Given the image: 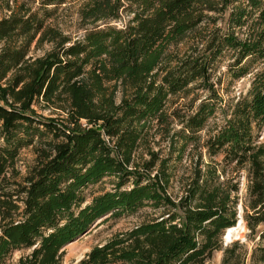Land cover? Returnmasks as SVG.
Instances as JSON below:
<instances>
[{"label":"trees","instance_id":"16d2710c","mask_svg":"<svg viewBox=\"0 0 264 264\" xmlns=\"http://www.w3.org/2000/svg\"><path fill=\"white\" fill-rule=\"evenodd\" d=\"M0 1L9 12L0 18V264L19 248L30 249L19 264H61L64 246L94 221L145 206L160 215L93 247L76 264H204L220 249L221 264H248L238 240L224 248L221 240L238 219L237 184L199 173L175 201L166 161L153 173L157 153L141 164L134 153L152 127L167 134L178 122L182 139L197 138L220 100L210 81L215 61L231 51L233 75L242 77L264 59V0H83L75 38L51 24L68 0H35V9ZM234 2L241 3L230 9L224 32L200 35L207 13H224ZM123 13L129 17L118 27L113 22ZM242 27L247 32L239 38L235 29ZM193 34L200 42L179 55L175 48ZM44 44L42 55H29L32 45ZM193 83L206 97L170 112L169 97ZM228 107L229 118L204 145L245 170L241 215L248 236L258 238L250 260L264 264V142L252 139L264 123V67ZM26 147L33 163L21 181L10 180ZM106 176L115 178L114 189L83 205V189ZM128 181L132 187L123 188Z\"/></svg>","mask_w":264,"mask_h":264},{"label":"rangeland","instance_id":"374dc122","mask_svg":"<svg viewBox=\"0 0 264 264\" xmlns=\"http://www.w3.org/2000/svg\"><path fill=\"white\" fill-rule=\"evenodd\" d=\"M24 2L26 6L35 9L38 3L35 0H8V3L16 9V7ZM83 3V0H68L63 4L53 19L51 24L60 28L65 34L71 38L78 37L82 33L80 21L78 17V9ZM241 2H234L230 4L224 13L209 12L208 18L201 26L200 35L208 34L209 31L220 29L224 32L227 29V16L234 6ZM8 10L5 8V1H0V18L7 16ZM129 15L123 13L121 20L113 22L118 27H121L128 19ZM235 34L239 38H244L247 32L246 27L235 29ZM200 35L193 34L188 39H185L178 44L176 52L179 55H184L187 52L194 50L195 43L200 42ZM202 44L199 43V48ZM49 48L48 44L43 47L34 49L31 46L29 55L39 56ZM174 50V49H173ZM234 61V55L231 51H226L218 60L215 61V68L211 75V82L217 90L219 102L216 103V111L207 120L206 125L202 128L194 141L184 140L181 138V125L174 122L171 125L169 133L165 134L162 130L152 127L149 131L146 142L139 146L134 153V161L141 164L144 160L150 159L149 152H156L158 161L153 169V173L158 169L160 160L166 161V168L169 174V183L167 186V193L177 201L179 196L185 192L186 185L201 173L202 177L208 176L211 172L214 174L217 182L224 183L228 186L237 184V222L234 228L236 231L229 236V242H226L228 229L223 231L221 236L223 248L232 242L238 240L243 245V250L246 252V261L251 264V253L257 246L258 238L248 236V229L245 227L242 219L241 203L245 197L246 191V172L244 169L238 168L234 163L226 164L223 161V153L217 152L210 154L204 145L205 139L213 134L225 121L229 118L230 103L235 102L238 98L245 96L250 88L251 79L254 74L264 67V59L255 60L249 64L248 72L242 77H235L230 64ZM187 93L179 94L177 96L169 97L167 109L171 112L174 108H182L185 110V105L194 99V106L206 97L207 91L199 89L193 83L190 85ZM116 101L119 102L122 92L119 87L116 91ZM184 108V109H183ZM39 114L44 116H55L50 114L49 109H38ZM253 140L256 143L264 142V123L253 128ZM34 153L30 147L20 150L13 173L10 180L21 181L27 174L29 167L33 163ZM152 173V174H153ZM115 178L113 176H106L100 179L97 183L90 184L83 189L86 204L90 202L92 196L101 194L106 191L114 189ZM131 182L128 181L123 188H131ZM161 210L152 209L149 206L142 207L135 212H125L119 216L107 214L96 221H94L89 228L69 242L63 248L61 257V264H76L85 257V255L95 246L104 245L109 239L114 236L124 233L137 224L159 216ZM239 215L241 217H239ZM242 220L241 222H239ZM30 253V249L19 248L12 250L4 259L2 264H19V258ZM223 257V249L216 250L212 256L205 261L204 264H221Z\"/></svg>","mask_w":264,"mask_h":264},{"label":"bare ground","instance_id":"6f19581e","mask_svg":"<svg viewBox=\"0 0 264 264\" xmlns=\"http://www.w3.org/2000/svg\"><path fill=\"white\" fill-rule=\"evenodd\" d=\"M229 230V229H228ZM236 231V228H232L228 231L227 236L225 237L226 242H229V236ZM229 238V239H228Z\"/></svg>","mask_w":264,"mask_h":264},{"label":"water","instance_id":"95a60500","mask_svg":"<svg viewBox=\"0 0 264 264\" xmlns=\"http://www.w3.org/2000/svg\"><path fill=\"white\" fill-rule=\"evenodd\" d=\"M239 217H241L240 215H239ZM242 220H240L239 222H241ZM228 229V228H227Z\"/></svg>","mask_w":264,"mask_h":264}]
</instances>
